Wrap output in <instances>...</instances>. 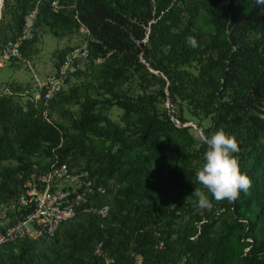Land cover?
<instances>
[{
  "label": "trees",
  "instance_id": "obj_1",
  "mask_svg": "<svg viewBox=\"0 0 264 264\" xmlns=\"http://www.w3.org/2000/svg\"><path fill=\"white\" fill-rule=\"evenodd\" d=\"M34 1L38 3L34 6L36 25L61 36L72 27L78 30L79 23L73 17L76 12L89 30L85 36L88 60L91 48L96 55L107 56L104 68L93 77L105 92L102 102L111 103L114 97L119 104L128 101L122 92L124 75L142 66L138 46H144L141 56L153 71L156 92L165 97L166 90L172 101L180 96L193 106L194 114L199 110L211 116L213 124L200 128L204 136L211 137L220 129L234 136L240 148L234 155L252 186L231 203L216 202L207 191L212 209H202V215L194 213L198 201L184 199L202 186L195 173L205 162L204 141L197 147L177 148L168 156L160 151V163L154 169L145 160V165H133L117 175L108 164L98 175L88 176L106 188L104 195L88 197L85 207L93 213L79 215L77 219H84L77 227L72 220L63 223L52 240L36 241L13 264H104L93 255L98 241L115 257L116 264H134L132 254L141 255L140 264H177L184 256L183 264H264V6L256 0H59L61 6L72 9L67 15L66 8L58 12L51 9L53 0ZM29 11L24 9L19 15L18 29ZM203 14L210 28L205 48L214 51L215 57H207L197 77H192L186 67L201 47L195 23ZM190 35L198 42L195 49L186 43ZM154 94H137L133 105L127 103L147 117L131 141L140 151L156 145L157 134L166 135L174 128L170 119L157 114ZM80 98L65 94L62 100L79 102ZM86 102L90 110L100 101ZM37 107L29 102L28 108L22 109L10 98H1L0 116L12 123L11 132H20L26 140L46 125L45 119L37 116ZM0 141L7 147L9 132ZM33 166L38 167L30 165L19 188L34 172ZM104 205L110 206V212L101 218L97 210ZM186 213L191 225L181 230L174 221ZM22 214L20 211L18 216L22 218ZM16 222L13 215L2 227Z\"/></svg>",
  "mask_w": 264,
  "mask_h": 264
},
{
  "label": "rangeland",
  "instance_id": "obj_2",
  "mask_svg": "<svg viewBox=\"0 0 264 264\" xmlns=\"http://www.w3.org/2000/svg\"><path fill=\"white\" fill-rule=\"evenodd\" d=\"M35 3L34 0H0V52L3 47L20 42L18 56L11 57L0 68V99L10 98L14 105L22 109L28 108L31 95L40 90L42 84L58 71L61 55L86 41L85 35L74 27L57 36L53 30L35 23L27 29L26 20L18 29L16 21L19 15H22L24 9L29 11L31 6L34 8L38 5ZM71 12L69 7L64 10L67 15ZM204 18L203 14L195 23V31L201 35V47L186 67L192 77H197L198 70L207 57H215L214 51L205 48L210 40V28L204 23ZM138 48L141 50L139 61L142 66L133 68L124 75L122 92L128 99L124 104H119L121 102L115 97L111 103L102 102L105 92L98 88L99 83L93 77L104 68L107 56L99 52L96 55L97 51L91 48V58L81 65L75 77L69 79L64 93L52 99L44 109L45 112L40 107L41 104L38 105L39 112L36 114L41 115L42 119L46 117V125L36 131L32 138L22 140L20 132H11L12 123L0 116V139L5 132H9L8 146L5 147L0 141V217L5 215L0 222L13 218L8 207L16 205L19 184L28 175L32 164L44 168L56 157L58 162L66 163L70 169L83 176L98 175L101 168L111 164L113 173L118 175L119 171L144 164L145 160L146 165L154 169L160 163L157 156L160 151L168 156L177 148L192 145L197 147L203 141L204 135L200 128H209L213 124L211 116H205L199 110L194 114L193 106L180 96L172 101L167 97L166 90L165 97L156 92L158 87L151 76L153 71L141 56L144 46ZM154 92L157 114L162 119H170L174 128L170 127L166 135L157 134L156 145L140 151L131 141L137 138L138 129L145 125L147 117L132 106V99L135 100L137 94ZM65 94L71 97L80 95L81 98L79 102L63 101ZM88 99L100 102L89 110L86 102ZM130 102L132 105L127 104ZM57 184L60 186L61 182ZM200 190L208 196L207 189L201 186ZM192 194L186 196L184 201L195 202L197 198ZM202 212L199 208L194 211L199 215ZM83 219L84 217H79L72 221L73 227H77ZM190 221V215L186 213L182 219H176L174 224L183 230L185 226L191 225ZM61 231L62 228L59 232ZM36 243V240H31L0 245V264H13L22 252L33 248ZM184 259L185 256L177 264H183Z\"/></svg>",
  "mask_w": 264,
  "mask_h": 264
},
{
  "label": "built area",
  "instance_id": "obj_3",
  "mask_svg": "<svg viewBox=\"0 0 264 264\" xmlns=\"http://www.w3.org/2000/svg\"><path fill=\"white\" fill-rule=\"evenodd\" d=\"M50 7L54 12L66 8L59 4V0L51 1ZM36 16L37 8L35 7L30 11L25 23L27 29H30L35 23ZM73 17L79 23V32L89 36L88 28L79 21L76 12ZM19 44L3 47L0 52V68H3L11 57L18 56ZM88 56L89 50L86 41L66 52L58 71L42 84L40 90L31 95L30 102L35 106L41 104L40 107L44 111L52 99L58 97L65 90L69 79L75 77L81 65L87 62ZM44 119L46 120V117ZM33 170L34 172L29 174L17 194V208H15V204L8 207L17 218V222L4 228L2 222L0 223V245L40 239L52 240L63 223L73 221L79 215L87 212L93 213L85 207L88 197L106 193V188L102 184L88 176L76 173L64 162L54 160L44 168L33 166ZM58 182H61L60 186L57 184ZM20 211L23 213L22 218L18 216ZM109 212V205H104L97 210V214L101 218H106ZM4 218L3 214L0 220ZM6 222L9 221L6 220ZM93 255L103 259L104 264H116L115 257L107 254L102 241H98L94 245ZM131 256L136 264L141 263V255L132 254Z\"/></svg>",
  "mask_w": 264,
  "mask_h": 264
},
{
  "label": "clouds",
  "instance_id": "obj_4",
  "mask_svg": "<svg viewBox=\"0 0 264 264\" xmlns=\"http://www.w3.org/2000/svg\"><path fill=\"white\" fill-rule=\"evenodd\" d=\"M257 5L264 6V0H256ZM32 11V10H31ZM186 43L193 49L198 42L194 36H188ZM207 150L204 153V164L196 172V180L216 202H231L247 194L252 186L250 177L240 169L236 153L240 148L234 136H229L223 129L216 131L211 137L204 136ZM192 196L197 198L196 207L211 210L213 204L204 191L195 189ZM39 241V240H38Z\"/></svg>",
  "mask_w": 264,
  "mask_h": 264
}]
</instances>
